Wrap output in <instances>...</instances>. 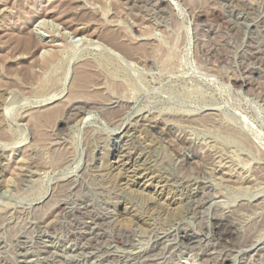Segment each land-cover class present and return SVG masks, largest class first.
I'll use <instances>...</instances> for the list:
<instances>
[{
  "label": "rangeland",
  "instance_id": "1",
  "mask_svg": "<svg viewBox=\"0 0 264 264\" xmlns=\"http://www.w3.org/2000/svg\"><path fill=\"white\" fill-rule=\"evenodd\" d=\"M0 264H264V0H0Z\"/></svg>",
  "mask_w": 264,
  "mask_h": 264
},
{
  "label": "bare ground",
  "instance_id": "2",
  "mask_svg": "<svg viewBox=\"0 0 264 264\" xmlns=\"http://www.w3.org/2000/svg\"><path fill=\"white\" fill-rule=\"evenodd\" d=\"M37 46H39V45H37L36 44V47ZM52 46V45H51ZM45 47V46H44ZM84 68H85V66H83ZM87 69V68H86ZM80 70H81V68H80ZM80 70H79V72H80ZM91 70V69H90ZM88 71L89 70H87V71H82L81 73H80V75H81V77H79L78 79H77V82H76V89H77V92H81V90H83L84 88H85V86H86V84L88 83V81L91 79V77H88L89 75H88ZM83 76H85V77H83ZM236 84H238V83H236ZM53 114H58L57 112L56 113H49V115H48V117H50V116H54ZM124 151V150H123ZM131 155V154H130ZM130 155H129V153L128 152H126V151H124V153H122L121 155H119L118 157H117V160H116V165H117V167H120L121 169H124L125 170V172L126 173H128V169H130L131 168V164H132V159H131V157H130ZM133 163H134V161H133ZM135 164V163H134ZM147 168V167H146ZM123 170V171H124ZM122 173V172H121ZM129 173H131V172H129ZM133 174H134V177H136V176H138L139 178V182L138 183H140V185H142V186H144V187H146L147 188V186H150L149 185V181H151L150 179H149V177L147 176L148 174L146 173V170L145 169H140V170H135L134 172H133ZM153 174V173H152ZM125 175V174H124ZM132 175V174H131ZM157 175V174H156ZM129 176H130V174H129ZM150 176V175H149ZM153 176V175H152ZM126 177H128V176H126ZM133 177V178H134ZM132 178V179H133ZM154 178V177H153ZM155 179V178H154ZM153 179V180H154ZM134 180H135V178H134ZM129 181H131L130 179H129ZM133 182V181H132ZM131 183V182H130ZM128 185V184H127ZM154 189V188H153ZM155 189H156V192L158 193V195L159 196H168L167 194L165 195V190H164V188H163V186H161V185H159V183H158V185L155 187ZM155 191V190H154ZM169 193V192H168ZM157 195V196H158ZM162 196V197H163ZM170 197V196H169ZM167 198V199H169L170 200V203H175V199H173V198ZM173 197V196H172ZM155 198V197H154ZM160 200V199H159ZM169 200H168V203H169ZM165 202H166V199H165ZM169 206V205H168ZM175 206V205H174ZM171 209V208H170ZM231 232H232V229H229V230H226V229H222V227H221V225L219 226L218 225V227L216 228V234L218 235V237L220 238V240H222V241H225L226 239H229L230 237H231ZM234 233V232H233Z\"/></svg>",
  "mask_w": 264,
  "mask_h": 264
}]
</instances>
